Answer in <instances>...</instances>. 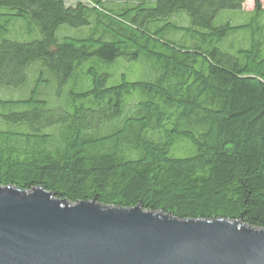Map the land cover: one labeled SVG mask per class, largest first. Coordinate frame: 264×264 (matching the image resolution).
Masks as SVG:
<instances>
[{
  "label": "trees",
  "instance_id": "trees-1",
  "mask_svg": "<svg viewBox=\"0 0 264 264\" xmlns=\"http://www.w3.org/2000/svg\"><path fill=\"white\" fill-rule=\"evenodd\" d=\"M253 1L0 0V88H28L0 98V186L264 229V8ZM93 21L90 35L58 40ZM12 23L42 39L3 40ZM241 33L246 45L221 49ZM132 61L145 67L137 81ZM53 82L74 83L56 119Z\"/></svg>",
  "mask_w": 264,
  "mask_h": 264
},
{
  "label": "water",
  "instance_id": "water-1",
  "mask_svg": "<svg viewBox=\"0 0 264 264\" xmlns=\"http://www.w3.org/2000/svg\"><path fill=\"white\" fill-rule=\"evenodd\" d=\"M0 264H264V229L0 186Z\"/></svg>",
  "mask_w": 264,
  "mask_h": 264
},
{
  "label": "rangeland",
  "instance_id": "rangeland-1",
  "mask_svg": "<svg viewBox=\"0 0 264 264\" xmlns=\"http://www.w3.org/2000/svg\"><path fill=\"white\" fill-rule=\"evenodd\" d=\"M92 1L95 2L96 0H66V3L69 6H74L77 2L90 4ZM261 2L264 8V0H261ZM253 7H254V1L246 0L244 9L246 11H251ZM183 15L186 16L187 18L186 22L189 24L190 23L189 17L186 14H183ZM233 17L234 16H232V13L225 12L220 17H218V19L216 20V25H221L223 24V22H226L227 20L232 19ZM232 21L234 25L237 24L234 22V20ZM92 25H93L92 27L82 28V29H72L69 27H62L57 32V38L59 41H62L64 36L69 37V38H82V37L88 36L96 28V23L94 21ZM183 25L186 26L187 24L183 23ZM3 26H5L4 20H0V31H1V27ZM240 35L231 36L226 42L225 46H221V49L223 51H228L229 50L228 48H230V46H233L235 48H240L246 45L248 41V37L246 36L247 34L241 33ZM180 37L169 33V34H166V36H164V40L178 44L180 42ZM2 39L5 41L18 42V43H31L34 41L41 40L42 33L36 29H34L32 33H27L23 25L21 24L17 25L15 23H12L9 26L8 31L2 37ZM126 66H127L126 69L130 72V74L133 75L131 79H133L134 81L139 80L141 78V75L144 74L145 67L143 66V64L139 62L132 61V62L127 63ZM38 69H39V66L37 65V66H34L33 69L31 70L30 81L32 84L35 82V79H37ZM73 84L74 83L72 82L68 87L64 89H60L58 86V83L53 82L51 90H49L48 94L45 95L47 97V100L50 102L49 110L52 111L49 116H52L56 119L57 117L63 115L62 111L66 112L65 110L58 111L59 110L58 105H59V102L66 100L67 94L69 90L72 88ZM24 92L25 93L23 94L19 91H13V90L0 88V98L3 100L5 99L20 100L22 97H25L27 95L28 88H26ZM59 95H61V98L58 97ZM68 113L73 115L74 111L71 110Z\"/></svg>",
  "mask_w": 264,
  "mask_h": 264
}]
</instances>
